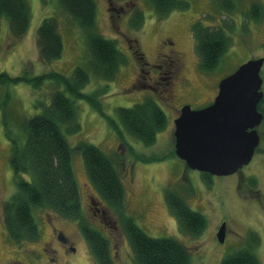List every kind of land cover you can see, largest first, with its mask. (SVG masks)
I'll return each mask as SVG.
<instances>
[{
    "label": "rangeland",
    "instance_id": "374dc122",
    "mask_svg": "<svg viewBox=\"0 0 264 264\" xmlns=\"http://www.w3.org/2000/svg\"><path fill=\"white\" fill-rule=\"evenodd\" d=\"M29 1L31 23L23 38H13L7 21L0 20V72L11 77H35L55 70L70 77L76 67L88 71L90 81L83 92L89 96L94 94L98 104L75 101L81 130L69 133L65 127L64 131L73 148L82 142L94 144L116 162L125 188L127 215L148 236L171 238L185 245L192 252L191 264H221L225 256L253 242H257L253 251L264 264V124L259 128L262 136L260 153H256L252 162L235 175H208V178L204 173L190 169L175 154L174 139L175 120L183 105H189L193 110L205 108L217 92L221 79L249 60L264 58V15L258 21H247L240 15L247 11L252 0H246L229 17L222 16L224 13L214 0H187L190 4L188 9L172 11L164 18L158 14L151 0H137L143 19L135 21L133 15L131 18L134 19L128 22L125 18H117L115 11H107L108 0H96V30L105 39H116L117 47L125 58L116 78L109 83L92 72L87 34L66 14L59 0ZM253 1L262 5L264 13V0ZM113 4L117 8H127L124 0H115ZM127 15L130 18L126 12ZM46 18H54L58 22L64 44L63 57L53 64L41 62L37 49V30ZM197 22L215 29L227 26L231 37L224 63L211 73L201 70L193 32ZM136 25L141 26L136 28ZM167 38L174 43L171 49L177 48L183 56L184 82L174 78L175 86L173 90L171 86L170 93H166L165 86L154 90L150 85L158 74L150 70L145 86L140 82L141 85L135 87L141 71L133 51L144 58L146 65L141 69H146L149 64L161 65L159 57L168 53L161 43ZM56 88L57 85L49 79L41 86L25 81L0 85V264H100L75 220L58 217L46 208H33L39 239L23 243H15L4 223V204L17 190L16 176L10 163V146L5 140L6 128L14 129L15 125L23 132L24 122L43 112ZM146 98L154 99L166 113V129L158 134L151 146L124 132L128 149L119 140L120 135L109 120L118 122V109L131 108ZM16 129L11 132L18 134ZM72 164L84 219L110 242L114 264H133L130 238L115 211L106 208L105 217L117 225H109L100 216L90 217L92 212L87 210V194L103 200L91 184L82 153L73 151ZM251 180H254V186ZM169 192L182 197L193 211L206 217L207 228L203 234L191 237L183 231L167 202ZM223 223H227V234L225 242L221 243L218 232ZM116 226L118 230L114 228ZM57 235L66 237L68 248L57 240ZM50 258L55 261H50Z\"/></svg>",
    "mask_w": 264,
    "mask_h": 264
},
{
    "label": "trees",
    "instance_id": "16d2710c",
    "mask_svg": "<svg viewBox=\"0 0 264 264\" xmlns=\"http://www.w3.org/2000/svg\"><path fill=\"white\" fill-rule=\"evenodd\" d=\"M245 1L214 0L217 7L223 11L222 16L228 17L238 11V6ZM59 3L66 14L79 24L81 31L83 29L87 34L89 62L94 75L108 83L113 82L118 69L125 63V58L115 42L106 40L97 33L96 0H59ZM151 3L162 18L172 11L190 7L187 0H151ZM247 8L246 12L240 13L242 19L258 21L264 15L262 5L253 0ZM136 13L135 21L142 20V14L139 11ZM0 18L7 21L13 38H23L31 23L30 1L0 0ZM199 22L194 24L193 32L200 55V66L203 72L211 73L224 63L231 37L227 26L215 29L205 27ZM140 26L136 25V28ZM37 49L44 64H53L63 57V38L54 18L44 19L39 26ZM133 54L138 61V67L141 68L145 62L138 60L136 52L133 51ZM47 79L53 81L57 88L52 92L50 101L44 105L43 112L24 120L23 132L16 129L15 125L14 129L18 134L11 132L14 129L6 128L5 131L4 139L10 146V163L17 181V190L4 204V223L9 236L15 243L37 241L39 229L32 209L46 208L58 217L75 220L99 263L114 264L110 242L84 219V208L72 164L74 151L82 153L91 184L106 208L113 209L125 224L133 249V264H191L192 252L185 245L171 238L148 236L135 220L127 215L125 188L120 171L112 158L94 144L82 142L76 148L71 146L64 128L66 127L69 133L81 130L75 101L84 100L98 104L93 98L94 94L89 96L83 92L90 81L88 71L76 67L70 77L55 70L35 77H11L6 72H0V85L25 81L41 86ZM117 116L118 122L111 119L109 121L120 135L119 140L127 148L124 132L144 145L151 146L167 126L166 113L152 98H146L131 108L118 109ZM205 175L210 177L209 174ZM251 184L254 186V180H251ZM166 197L187 235L196 237L204 233L207 219L203 214L193 211L176 193L169 192ZM256 245L257 242H253L252 245L225 256L221 264H261L253 251Z\"/></svg>",
    "mask_w": 264,
    "mask_h": 264
},
{
    "label": "water",
    "instance_id": "95a60500",
    "mask_svg": "<svg viewBox=\"0 0 264 264\" xmlns=\"http://www.w3.org/2000/svg\"><path fill=\"white\" fill-rule=\"evenodd\" d=\"M263 66L264 58L249 60L220 81L211 106L180 109L175 120V154L190 169L223 177L253 160L261 143L255 128L264 119L257 110L264 96Z\"/></svg>",
    "mask_w": 264,
    "mask_h": 264
},
{
    "label": "flooded vegetation",
    "instance_id": "af4514ba",
    "mask_svg": "<svg viewBox=\"0 0 264 264\" xmlns=\"http://www.w3.org/2000/svg\"><path fill=\"white\" fill-rule=\"evenodd\" d=\"M108 4H107V11L109 13H111L112 11H115V13H130V18L131 16H133V13H136L138 11V8H140L137 5V0H124V4L126 5V9H124V6H119L118 8L113 4V1L115 0H108ZM119 1V0H118ZM122 2V1H120ZM161 46H166V48L164 50H167V54L160 56L159 57V62L161 63V65L159 64H149L148 67L146 69H139V73L138 74V79L135 82L137 83H142L143 85L146 83L147 80V74L150 72V70H154L157 74L158 77L156 79L153 80V83L150 85L151 88H153L155 90L158 88H162L163 87L166 91V93H170L171 92V86H172V90L173 87L175 86L173 81L174 78H177L179 81L184 82L183 78H182V73H183V56L180 53L179 50L174 49V50H170L171 48L174 47V43L171 39H165L162 41ZM130 49H133V46L130 45ZM134 50V49H133ZM131 50V51H133ZM136 51H134L135 53ZM137 53V52H136ZM138 60L139 61H144V58L140 57V54H137ZM144 65H146V63H144ZM147 69L149 71H147ZM143 72V74H142ZM134 84V83H133ZM135 84V85H136ZM145 86V85H144ZM217 94L215 93V95H213V98L211 99L210 103L214 102L215 98H216ZM208 104V105H209ZM264 114V112H263ZM95 196H91L89 194H87V206H88V211L92 212V216L90 215L91 219L95 216H100L101 218H103L106 222L112 224V222L107 221V218L105 217L106 212L104 210V205L103 203L99 200V199H94ZM55 229H53L54 232ZM57 240L61 243H63V245L67 246V239L65 236L63 235H57ZM69 246H67L68 248ZM55 253V251H53ZM50 261H55L54 259L50 258Z\"/></svg>",
    "mask_w": 264,
    "mask_h": 264
},
{
    "label": "bare ground",
    "instance_id": "6f19581e",
    "mask_svg": "<svg viewBox=\"0 0 264 264\" xmlns=\"http://www.w3.org/2000/svg\"><path fill=\"white\" fill-rule=\"evenodd\" d=\"M109 14V13H108ZM130 14V13H129ZM137 13H133V15L135 16ZM116 15H117V18H125V20L128 22V20H130V19H134V18H128V15L127 16H125V13H116ZM107 17L109 18V15H107ZM97 18H98V13H97V16H96V20H97ZM0 20H5L4 18H0ZM98 33V32H97ZM99 35L100 36H102L100 33H99ZM103 37V36H102ZM104 38V37H103ZM106 40H109V39H106ZM109 41H112V40H109ZM112 42H115L116 43V39L115 40H113ZM117 45V44H116ZM261 76H262V79H263V81H264V77H263V74L261 73ZM218 88V87H217ZM262 92H263V94H264V83H263V87H262ZM216 94H218V89H217V92H215ZM213 98V97H212ZM264 96H263V98H262V100L260 101V103H259V105H258V108H257V110H258V112L260 113V114H263V112H264ZM215 101V100H214ZM213 104V102L211 103V104H209V105H207L206 107H208V106H211ZM184 106V105H183ZM182 106V107H183ZM205 107V108H206ZM164 111V110H163ZM180 111V110H179ZM263 116H264V114H263ZM177 118V117H176ZM263 124H264V119L262 120V122H261V124L259 125V126H257L256 128H255V130H257V131H259V128H261L262 126H263ZM94 199H99L98 197H95ZM223 226H221L220 225V230H221V228L222 229H224L223 230V232H220V230H219V232H218V238H219V240H220V242L221 243H224L225 242V239H226V234H227V232H226V225H227V223H223L222 224ZM221 239L223 240V241H221Z\"/></svg>",
    "mask_w": 264,
    "mask_h": 264
}]
</instances>
